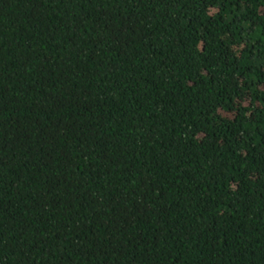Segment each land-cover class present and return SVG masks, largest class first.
<instances>
[{
  "label": "trees",
  "instance_id": "trees-1",
  "mask_svg": "<svg viewBox=\"0 0 264 264\" xmlns=\"http://www.w3.org/2000/svg\"><path fill=\"white\" fill-rule=\"evenodd\" d=\"M0 264H264V0H0Z\"/></svg>",
  "mask_w": 264,
  "mask_h": 264
}]
</instances>
